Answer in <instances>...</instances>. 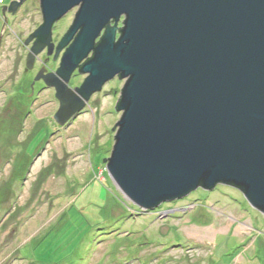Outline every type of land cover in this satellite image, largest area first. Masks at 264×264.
Masks as SVG:
<instances>
[{
  "label": "water",
  "instance_id": "water-1",
  "mask_svg": "<svg viewBox=\"0 0 264 264\" xmlns=\"http://www.w3.org/2000/svg\"><path fill=\"white\" fill-rule=\"evenodd\" d=\"M39 1L44 21L34 37L45 46L32 48L27 70L55 23L79 7L58 45L57 55L66 51L57 73L35 79L55 90L58 125L82 114L108 82L127 80L106 162L132 204L153 210L225 185L264 216V0ZM79 69L87 78L73 89Z\"/></svg>",
  "mask_w": 264,
  "mask_h": 264
},
{
  "label": "rangeland",
  "instance_id": "rangeland-1",
  "mask_svg": "<svg viewBox=\"0 0 264 264\" xmlns=\"http://www.w3.org/2000/svg\"><path fill=\"white\" fill-rule=\"evenodd\" d=\"M12 1L0 0V264H264V216L238 189H199L142 211L115 186L106 161L127 80L108 82L65 127L54 91L32 103L24 42L44 17L39 0L25 1L9 35L1 15ZM78 11L55 23L54 42ZM74 74L71 87L82 85L87 75Z\"/></svg>",
  "mask_w": 264,
  "mask_h": 264
},
{
  "label": "flooded vegetation",
  "instance_id": "flooded-vegetation-1",
  "mask_svg": "<svg viewBox=\"0 0 264 264\" xmlns=\"http://www.w3.org/2000/svg\"><path fill=\"white\" fill-rule=\"evenodd\" d=\"M6 7L7 6H3L2 7V15H1V18H2V22H4L3 23L4 30L6 32H8L9 35H10L11 32L9 30H7V26L8 25H11L10 17H13L12 16L13 13H11V14L8 13L9 11H8V9ZM4 10H6V13H4ZM35 32H33L29 36V38L27 40H25V42H24L25 49L27 50V56L31 52V50H32V48L34 46H37V45H44L45 46V44L44 43H41L38 38H35L34 37V33ZM2 36H3V34H2ZM61 40L56 43V42L53 41V38H52V40L50 41V43L48 45H46V47L42 50V52L39 55L36 56V62H35V65H34V69H35V66L37 67V69L36 70H34V69L33 70H30L31 73L34 72V79H36V77L39 74V72H42V71L45 74L57 73V71H58V69H59V67L61 65L62 57H63V55H64V53L66 51L65 50L62 55L61 54L57 55L58 45L61 42ZM1 44H2V37L0 38V47H1ZM49 47H51V51H49ZM26 59H27V57H26ZM52 64H56L57 65V68L56 69L52 68ZM25 67H26V60H25ZM78 71H80V69ZM26 73H28V70L27 69H26ZM74 75H73V77H74ZM71 82H70V86H71ZM38 83L41 84L42 86H41V89H38L37 90L38 92H36L35 91L36 90L35 88H36V85ZM31 85H32V88H31V92L32 93L29 95V97L31 98L32 103H35L38 99H40V94L43 91H54V93H55V90L52 89V88L46 87V85L43 83V81L31 83ZM81 86L82 85L75 86V87H72V88L75 89V88H79Z\"/></svg>",
  "mask_w": 264,
  "mask_h": 264
}]
</instances>
